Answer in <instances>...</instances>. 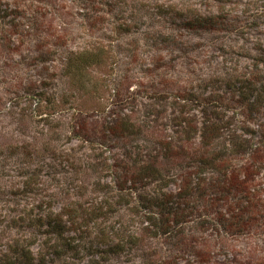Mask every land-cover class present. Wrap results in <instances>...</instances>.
<instances>
[{
  "label": "rangeland",
  "instance_id": "1",
  "mask_svg": "<svg viewBox=\"0 0 264 264\" xmlns=\"http://www.w3.org/2000/svg\"><path fill=\"white\" fill-rule=\"evenodd\" d=\"M215 8L224 10L220 15L228 23L212 31L186 29L185 21L209 16ZM261 49L264 0H0V160L6 148L31 137L38 139L40 150L50 144L65 150L81 147L79 156L90 153L89 144L82 147L80 141L68 140L71 118L78 114L97 135L107 116L127 114L143 130L167 137L177 129L174 118L182 111L202 120L199 104L180 105L192 96L214 97L221 115L238 132L257 130L254 124H260V117H247L248 110L233 102L230 91H215L223 87L216 80L224 74L241 75L254 64L261 67L262 61L256 62ZM76 53L99 55L103 63L72 80L62 64ZM39 96L45 101L37 108ZM45 126L57 134L50 131L41 141ZM49 134L53 140H48ZM154 135L137 130L125 146L123 141L110 142L112 153L107 156H122L125 148L145 150ZM13 158L0 183V216L13 213L26 200L13 190L22 181ZM53 166L50 177L43 178L51 185L52 193L46 195L55 193L62 200L58 180L66 174ZM70 176L73 186L82 178ZM14 236L0 223V250ZM203 237L196 245L188 238L181 244L140 233L127 253L94 259L86 252L75 254L76 261L58 264H197L198 251L211 254L209 264H264V235Z\"/></svg>",
  "mask_w": 264,
  "mask_h": 264
},
{
  "label": "trees",
  "instance_id": "2",
  "mask_svg": "<svg viewBox=\"0 0 264 264\" xmlns=\"http://www.w3.org/2000/svg\"><path fill=\"white\" fill-rule=\"evenodd\" d=\"M213 11L209 16L185 21L186 29L212 31L228 23L220 15L224 10ZM260 51L263 55L256 62L262 61L264 67V50ZM102 63L99 55L76 53L62 66L64 73L74 80L85 69ZM261 67L254 64L241 75L224 74L216 80L224 85L215 93L230 91L233 102L248 110L247 117L251 120L260 117V124H254L257 130H247V134L231 128L215 105L214 97L192 96L180 105L199 104L202 120L182 111L174 118L177 129L171 130L167 137L143 130L144 126L127 114L107 116L104 130L97 135L96 129L88 128L87 119L78 114L71 118L68 140L80 141L82 147L89 144L90 153L79 156L81 147L65 150L50 144L40 150L36 137L16 141L6 148V155L0 160V183L6 180V168L14 156L16 176L22 181L13 190L26 200L13 213L0 216L5 229L15 233L0 250V264H58L76 261L75 254L86 252L94 259L119 256L137 245L140 233L181 244L188 238L196 245L198 239L204 241L203 235L217 240L264 235V68ZM225 79L228 81L224 82ZM41 96L37 108L45 101ZM222 100L225 103L226 99ZM48 117L46 121H50ZM48 126L41 141L50 131L51 135L57 134ZM137 130L155 136L148 148L137 151L125 148L122 156H107L113 148L108 143L115 141L121 145L123 141L125 146V141ZM48 140H53L50 134ZM46 152H51L52 157ZM51 162L62 167L66 174L64 180H58L62 200H57L55 193L46 195L52 193L48 191L51 185L43 180L50 177V168L55 169ZM72 174L82 175L75 186L71 183ZM1 191L0 188V195ZM116 215L117 220L113 219ZM210 256L198 251L199 260L195 262L209 264Z\"/></svg>",
  "mask_w": 264,
  "mask_h": 264
}]
</instances>
